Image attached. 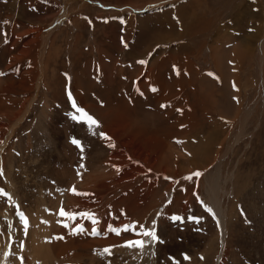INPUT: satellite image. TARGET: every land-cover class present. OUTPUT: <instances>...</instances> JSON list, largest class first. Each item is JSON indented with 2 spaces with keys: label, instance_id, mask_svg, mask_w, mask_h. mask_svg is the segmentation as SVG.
<instances>
[{
  "label": "rangeland",
  "instance_id": "obj_1",
  "mask_svg": "<svg viewBox=\"0 0 264 264\" xmlns=\"http://www.w3.org/2000/svg\"><path fill=\"white\" fill-rule=\"evenodd\" d=\"M117 1L0 0V163L7 171L4 175L0 170V190L8 194H0V234L10 232L13 243L22 244L28 224L21 214L56 198L64 208L73 187L80 190L81 182L103 174L106 164L122 162L117 156L122 131L112 136L108 129L128 123L132 133L153 132L169 145L171 153L168 148L159 152L136 138L145 151L152 145L155 164H165L169 173L160 174L148 208L129 213L136 222L109 221L110 228L99 227L100 233L92 230L106 211L91 216L76 211L81 218L62 220L49 205L45 212L56 215V226L65 228L69 221L65 226L74 227V233L88 230L85 239L93 233L89 240L78 241L73 252L84 263L68 264L132 263L141 248H125L126 240L115 248L83 246L111 231L132 234L138 225L150 229L153 221L160 238L150 256L156 264H264V0ZM35 34L36 66L22 65L31 79L18 88V72L13 70L21 64L12 60L16 66L8 69V60ZM12 38H18L17 46L7 54L5 45ZM239 51L246 56L238 59ZM155 80L162 97L155 93ZM73 102L98 126L73 120L72 115H81ZM178 163L184 167L180 174L173 172ZM215 169L218 176L211 182ZM197 171L200 176L186 178ZM152 175L149 181L158 177ZM211 192L221 200L222 221ZM125 205L123 201L121 209ZM106 209L110 215L111 207ZM173 215L183 219L173 221ZM81 221L95 226L86 229ZM221 222L227 229L224 238ZM77 225L83 229L75 231ZM125 225L132 230L125 231ZM61 232L56 237L62 240ZM105 248H111L110 254L100 256L99 249ZM90 258L94 262L88 263Z\"/></svg>",
  "mask_w": 264,
  "mask_h": 264
},
{
  "label": "bare ground",
  "instance_id": "obj_2",
  "mask_svg": "<svg viewBox=\"0 0 264 264\" xmlns=\"http://www.w3.org/2000/svg\"><path fill=\"white\" fill-rule=\"evenodd\" d=\"M70 1H76V0H68V2H70ZM80 1L90 2L91 0H80ZM198 1L199 0H196V2H198ZM116 2H118V1L114 0L113 4H116ZM196 2H190V3L196 4ZM138 9H140V8H138ZM180 12H181V10H180ZM76 20H77V23L81 22V20L78 16L76 17ZM33 27H32V29H33ZM34 30H36V27ZM28 32H29V29H28ZM17 34H19V33H17ZM25 35L26 34H24V36ZM179 36H178V38H179ZM37 38H38L37 34H35V36H32V35L29 36L27 38V43H24L20 47L19 52H17L14 55H10V58L8 60V65H7L8 69L16 66V65L15 66L11 65L12 60L15 61L14 64H21L20 68H14V70H13L14 72H18L17 76L19 78V82L16 85V87H18V88H21V85H23L25 82L24 80L28 81L27 79H31L30 76L27 75L28 72H30V71H28V70L26 72L23 71L24 67H22V65L25 64V66H28V68H30V69H34L36 66L35 59H37L36 57L38 56V53L36 52L35 47L37 48V44L39 43V42L37 43V41H39ZM17 40H18V38H12V40L9 41V44L5 45L4 51L7 52V54H9V52L12 50V47H14ZM22 40H23V38H22ZM15 46H17V45H15ZM242 52L239 51L237 53L238 59H239V57L244 58L246 56V54L244 52L243 53ZM233 55H234V53H233ZM22 56H24L23 61H21ZM235 56H233V57L235 58ZM33 57H35V58L33 59ZM157 79H158V77H157ZM159 79H160V77H159ZM156 81L157 80H155V83H156L155 86H157V89H156L155 93H157V94L159 93L158 96L162 97L161 86ZM34 83H33V85H34ZM26 90H27V88H26ZM166 94L167 93L164 92V95H163L164 98L166 97ZM156 98H158V97H156ZM25 109H26V107H25ZM107 116L108 115L104 116L105 118L103 117L105 123H108V121H109L108 120L109 117L107 118ZM18 121L19 120L15 121L13 123L16 124ZM113 124H114V122H113ZM113 128H115V130H113ZM113 128L108 129V130H110L108 132L112 136L115 135L117 132L122 131V133L120 132L119 139H118V142H120L119 143L120 145H119V149L117 148V150L119 151L117 153V156L119 157L118 160L123 159V161L120 162L119 164H115V163L114 164H106V166H104L105 171L102 172L103 174L91 176L90 178H86L85 180H83L80 184V187H79L80 190L75 189L76 190L75 193L71 191L72 193L70 195H68V199H70V201L64 207V210L66 212H69V213H75L76 211H78V212L81 211V213H87V212L91 211V214H94V213L96 214V213H100L102 211H106L105 214L102 217H100L101 219H103L104 222L101 221L103 223H101V222L98 223V221H96L98 223V226L96 224L97 230L99 227L102 230L106 227H109L108 225L109 224L111 225V223H109V221L116 223V224H123V223L126 224L127 222H131V221L136 222L138 219L134 220V217H135L134 214L130 215L129 213L133 212V211H137V209H140V211L142 209H147L148 208V202H149L148 200L150 199L151 195L153 194V192L156 189L155 185L157 183L158 184L161 183L160 178H162V177L160 174L165 175L166 173H169L168 172L169 170H167L168 168L165 164H155V161H157V160H156V156L154 157L153 154L156 151H154L155 149L154 150L152 149V145H151V148L149 146V149L147 151H145V150H143L144 149L143 145L140 144L139 142H137L136 138L142 137L141 139L143 142H145L147 144H150V143L154 144L153 145L154 148H158L159 152L162 151L163 149L166 150L168 148V152L171 153L172 149H170L169 145H167V143H165L164 140H162L161 138L159 139L156 136V134H154L153 132H152V135H149V136H138V135H136L135 132L134 133L131 132L132 130H130L131 128H130V125L128 123H124L122 125L117 124V126H114ZM142 133H144V132H140L141 135H142ZM1 135H3V133H1ZM143 135H145V134H143ZM143 138H145V139H143ZM141 139H139V140H141ZM116 140H117V138H116ZM1 147L2 146H0V149H1ZM128 149L130 152L128 151ZM176 154H177V152H176ZM157 159H159V158H157ZM125 163H127V164H125ZM176 165H177L176 168L173 167V169L175 168V170L173 172L180 174L181 173L180 171H182L180 169H183L184 167H183V165L182 166L179 165V163ZM192 166H194V165H192ZM0 170L5 175V173L7 172L5 170V164L0 163ZM153 173L154 174L157 173L158 177H156L155 179H153V177H151V179H153V180L150 179L151 181H149L148 178ZM216 175H217L216 169L214 171H211V178L210 179L213 180L211 182H215L214 180L216 179L215 178ZM152 176H154V175H152ZM5 177H7L6 180L8 179V181H9L8 183H9L10 190H12L14 192V188H13L14 183H13V181H11V175L10 176L7 175ZM135 179H138L139 185L133 184ZM214 186L216 187L215 184H214ZM213 190H215V188H213ZM118 191H122V194H120V196H116V193ZM211 194H212V192H211ZM41 197H42V195H41ZM212 197H213V194H212ZM44 198H45V196H44ZM213 199H214V201L212 203V206H213L215 212H217L220 215V218L222 221V219H223L222 215L223 214L221 215V212L219 209V203L221 200L218 202V200H216L215 197H213L212 200ZM123 201H125L126 205L124 206L125 207L124 209H121V203ZM180 202L181 201L178 200V203H180ZM59 203L60 202H59L58 198L54 199L53 202L50 199L49 203L47 200L45 201V203H42V202L40 204L37 203V204H35L36 206L34 208V212H28L26 214V216L24 215L25 218L27 219V222H28L27 223L28 229L26 230L25 241L22 244L16 245L17 244L16 241H15L16 243H13L14 240L10 236L11 235V233L9 232L10 230L8 231L9 232L8 234H5V232L3 233V235L0 234V264H15L17 260H20L19 264H68V263H75V262H81L82 261V260H76L73 252L76 251L75 249L77 248V242L78 241H80V243H81L82 242L81 240L83 239V242H85L84 239H85L86 235H88V234H86V232L88 230H86V232H85V229H84L81 232L74 233L73 232L74 227L72 228L73 230L68 227V225L70 223L69 221L68 222L65 221V225L67 223H68V225H67V227L65 225H63V227H65L66 230H67V228H69L68 231L72 230L70 232L66 231L65 228H61L60 226L59 227L56 226L57 223H54V220H53V219H55L56 215H54L55 217H53L52 215H48L50 212H48V214H46L45 210L47 208H49L48 207L49 205H51V207H53L52 209L55 210L56 214L58 215L57 218H60V219L62 218V220L63 219L67 220V216H60L58 214L59 209H60ZM51 207H50V209H51ZM106 207H108V208L111 207L112 210L110 211V213H111L110 215H108V213H107L108 210L106 209ZM31 209H33V208H31ZM4 216H7L5 211H4ZM7 217H9V216H7ZM41 217H43L44 219L39 223V218H41ZM76 218H77V216H76ZM79 218H81V217L78 215V219ZM84 218H85V216H84ZM60 219H59V221L62 222ZM87 219H88V217L85 218V220H87ZM11 220L13 221V224L16 222L15 218L14 219L12 218ZM73 220H75V219H73ZM85 220H83V221H85ZM30 222H31V224L29 225ZM63 222H62V224H63ZM91 222H93V220H91ZM62 224H61V226H62ZM71 224H73V223H71ZM83 224H85L84 227H86V229H87L88 226H86V223L84 222ZM89 224L87 223V225H89ZM91 225L89 227H91ZM77 227H78V225H77ZM113 227H114V225H113ZM122 227L124 229V226H122ZM2 228H3V226H2ZM2 228H0V233L3 231ZM10 228H11V226H10ZM114 228H112V229H114ZM133 228H134L135 232H136V229H138V228H140V229H138V231L136 233L132 232V234H130L131 232L129 233L127 231V232H121L118 235H116V234L112 235L113 232L111 231L110 232L111 234L105 235L104 234L105 232H104L103 233L104 236L100 237V235L98 234L100 238H97L96 239L97 241H95L93 243L87 242L88 244L87 245L84 244L85 246H83V247L84 248L85 247L91 248L94 246L96 247V245H100V246H104V247L107 246V247L115 248L114 247L115 245H117V244L123 245V242L125 240L126 241L129 239L131 240L132 237H133V239L135 237V240L141 239L142 238L141 235H138V233L141 232V226L138 225V226H134ZM106 229H108V228H106ZM112 229H110V230H112ZM117 229L118 228H116L114 230H117ZM220 229H221V234H220L221 238H224L223 236H224L225 230H227V229L224 230L222 222H221ZM131 230L132 229L130 228V231ZM60 231H62L61 233H63L62 234V240H61V238L60 239L57 238L60 234ZM58 232H59V234H57V237H56V233H58ZM91 233L92 232H90V234H89L90 237H91ZM94 233L96 234V232H94ZM99 233H100V231H99ZM84 234H86V235L84 236ZM63 236H64V238H63ZM92 236H95V235H92ZM90 237L87 236V238L85 240H89ZM95 237H97V236H95ZM94 240H95V238H94ZM144 241H145V247L143 249H141L140 254L138 253L139 254L138 257H135L134 260L132 261V263H127V264H156L153 257H152V259H150L151 251H152V248H153V245L155 244V242L152 241L149 237L145 238ZM224 245L225 244L222 240V249L224 248ZM109 249H111V248H109ZM99 250H100V256H102L104 249H102V250L99 249ZM121 250H122V248H121ZM72 253H73L74 257L72 255ZM16 254L18 256L14 257ZM221 255H222V253H221ZM221 255H220V257H221ZM72 257H73V259H72ZM218 258H219V256H218ZM100 259L102 260V258H100ZM108 260H111V259H108ZM114 260H116V259H114ZM84 261H82L81 263H84ZM219 261H220V259H219ZM92 262H94V261H92V259L90 258L88 263H92Z\"/></svg>",
  "mask_w": 264,
  "mask_h": 264
},
{
  "label": "snow or ice",
  "instance_id": "obj_3",
  "mask_svg": "<svg viewBox=\"0 0 264 264\" xmlns=\"http://www.w3.org/2000/svg\"><path fill=\"white\" fill-rule=\"evenodd\" d=\"M4 23H7V21H5ZM138 63H140V64H146L147 61L140 60V61H138ZM173 69H174V71H176L177 74H179V70L176 68V66H173ZM0 75H3V73H0ZM153 90H155V89H153ZM69 99L71 100V93L70 92H69ZM73 107L76 108L77 112H79L81 114L79 117H77L76 115H72V119L73 120H77L78 122L81 121V120H83L85 123L88 124L89 128H91L93 125L98 126V121H96L94 117H92L91 115H89L85 111V109H83V108H77V106L75 105L74 102H73ZM162 107H163V105H162ZM93 134H95V133H93ZM99 135L102 138H108L106 133H102L101 132V133H99ZM71 142L73 144L80 145V141L76 140L75 138H73ZM177 142L180 143V141H177ZM200 175H201V173L199 171H197V172L193 173L192 175H190V176H188L186 178L187 179H192V176H200ZM71 191H73L74 193L76 192V190H75L74 187L71 189ZM0 194L6 195V196L8 195L7 193L3 192V190H0ZM207 211L212 212V209L211 208H207ZM58 214L60 216H67L69 219H74L75 216L78 215L77 213H69V212H66L63 207H61L59 209V213ZM79 215L91 216L93 214H90V213H80ZM213 215H214V213H213ZM21 216H22V219H23L24 224L26 226L27 225V219L25 217H23L22 214H21ZM171 219L173 221H177V220H182L183 218L180 217V216H177V215H173L171 217ZM190 219H196L197 222H198V219L199 218L190 217ZM152 223H153V226L150 229H145L144 226L141 225L142 231L140 233H138V235H142V236H145V237H149L152 241H159L160 238L156 235V229H155V223L156 222L153 221ZM130 227H131L130 225H125L124 226V230L127 231V230H129ZM117 234H119V231H117ZM160 242H162V241H160ZM123 246H125V247H137V248L143 249L145 247V241L144 240H140V239H138V240H128V241L125 242V245H123ZM103 252L110 254V249L105 248L103 250ZM183 255H184V259H190L186 254H183ZM171 259H173V261L175 262V258L174 257L171 258ZM175 264H178V262H175Z\"/></svg>",
  "mask_w": 264,
  "mask_h": 264
}]
</instances>
